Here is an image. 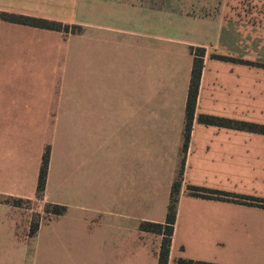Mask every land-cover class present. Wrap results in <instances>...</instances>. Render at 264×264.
Listing matches in <instances>:
<instances>
[{
    "label": "crops",
    "instance_id": "0c3cea01",
    "mask_svg": "<svg viewBox=\"0 0 264 264\" xmlns=\"http://www.w3.org/2000/svg\"><path fill=\"white\" fill-rule=\"evenodd\" d=\"M219 5L0 0L1 12L81 28L65 33L0 19V194L33 199L48 146L41 200L66 207L28 237L29 222L0 202V264H157L162 235L139 224L165 221L178 177L167 264H264V207L187 189L264 199V134L198 122L207 114L264 125V24ZM192 48L204 55L186 140ZM27 74L46 75L28 82ZM34 88H45L49 102L28 106ZM28 121L43 122L44 137L27 134ZM28 163L35 172L27 193L3 185L13 166L20 185Z\"/></svg>",
    "mask_w": 264,
    "mask_h": 264
},
{
    "label": "trees",
    "instance_id": "16d2710c",
    "mask_svg": "<svg viewBox=\"0 0 264 264\" xmlns=\"http://www.w3.org/2000/svg\"><path fill=\"white\" fill-rule=\"evenodd\" d=\"M0 19L15 22L20 24H25L32 27H38L43 29H50L56 31H63L65 33H77L80 32L81 28L79 26H69L67 24H62L58 21L47 20L43 18H36L31 16H18L14 14H9L0 11ZM193 61L190 72V79L188 84V94L186 99L185 106V117H186V126H185V139L189 137V131L191 128V123L194 115L196 97L198 93V86L200 82V76L202 71L203 63V48H192ZM218 59H231L229 57L214 55ZM250 64H260L254 62H247ZM198 122L205 125H213L218 127L234 128V129H243L258 132L264 134V125L252 122H244L232 119L221 118L213 115L200 114L198 116ZM49 164V147L47 146L44 149V152L41 157V164L37 174L36 182V193L35 198L41 200L45 191L46 185V176L48 171ZM180 189V178L178 177L171 185L170 190V199L167 206L166 218L163 223H154V222H141L139 224V229L142 231L158 233L162 235V240L160 248L158 251L157 264H167L168 254L170 249V242L174 230L175 214H176V205H177V195ZM190 194L202 198H211L218 200L234 201L243 204H256L261 207H264V199L254 198L251 196L239 195L230 192H224L214 189H207L197 186H188L187 187ZM20 199H15L13 203L5 200L3 203H7L13 206H20ZM66 210V207L59 204L46 203L44 212L49 217H55L62 215ZM38 229V223H32L30 225V235L33 236L35 231ZM177 264H217L214 262H205L197 261L192 259L180 258L177 260Z\"/></svg>",
    "mask_w": 264,
    "mask_h": 264
},
{
    "label": "rangeland",
    "instance_id": "374dc122",
    "mask_svg": "<svg viewBox=\"0 0 264 264\" xmlns=\"http://www.w3.org/2000/svg\"><path fill=\"white\" fill-rule=\"evenodd\" d=\"M203 1L218 2L220 4L219 6L222 8L225 7L224 4L226 3L228 4L226 6L230 8L228 9V11L233 12L234 14H237L239 17H244L245 19H249L252 23L264 24V0H203ZM43 73H48V72H43ZM45 75L46 74H27V80L28 82L29 81L31 82L40 81L43 79ZM50 97L51 96L49 92L45 88L28 89L27 103H28V106L43 105L49 102ZM42 127H44L43 122H38V121L26 122L27 134L36 135L37 133H40V135L44 137V135L41 133ZM155 140L157 143L160 144L161 137L159 134L155 135ZM31 147L35 148L34 142ZM27 150H29V145H28ZM33 164L34 163H28L26 174L24 177H23V174H21L20 177H22V180H21L20 185L15 183V175L18 169L16 166L11 167L9 169V172L15 175L11 176L10 179L8 178V181L5 182V184L3 185H6L7 188L11 190L12 192L27 193L31 189V181L33 178V172H35V167H33ZM20 198H21V201H19L20 206H13L10 204L8 205L12 207H16V209L20 213L19 220L22 225H23L22 223L23 220L27 222V225L29 222L27 236L30 237L31 236L29 232L30 225L32 223L37 222L38 227H39V225L42 222L49 220L50 217L44 212L46 203H44L42 200H38L35 197L33 199H28V198H23V197L8 196V195L0 194L1 203H3L5 200H8L9 202L13 203L15 199H20ZM160 200H161L160 194H156V202H155L156 206L160 204ZM141 205L142 203L140 202V206ZM142 214L145 215V212Z\"/></svg>",
    "mask_w": 264,
    "mask_h": 264
}]
</instances>
